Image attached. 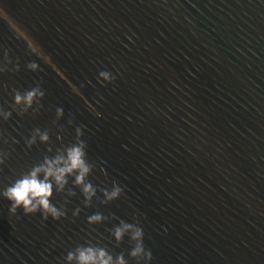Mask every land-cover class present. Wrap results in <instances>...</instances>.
Wrapping results in <instances>:
<instances>
[{
  "label": "water",
  "instance_id": "95a60500",
  "mask_svg": "<svg viewBox=\"0 0 264 264\" xmlns=\"http://www.w3.org/2000/svg\"><path fill=\"white\" fill-rule=\"evenodd\" d=\"M0 109V192L80 141L95 189L53 185L58 221L0 197V264H145L134 228L150 264H264V0H0Z\"/></svg>",
  "mask_w": 264,
  "mask_h": 264
},
{
  "label": "clouds",
  "instance_id": "9594fccd",
  "mask_svg": "<svg viewBox=\"0 0 264 264\" xmlns=\"http://www.w3.org/2000/svg\"><path fill=\"white\" fill-rule=\"evenodd\" d=\"M29 67H35V65H29ZM101 75L106 77L105 73H101ZM112 79L114 80L115 77ZM42 95L43 93L36 89L26 91L23 94L16 92L13 96V103L22 105L23 110L26 111L32 106L37 96ZM61 114L62 109H57V116ZM10 116V112L0 109V119L6 121ZM77 133L79 134V129H77ZM37 137L41 143H47L49 139L46 132L41 133L39 129H36L31 137L26 140L27 146L31 147L35 144ZM84 147V143L80 141L65 148L63 152L52 158L46 156L41 163L34 165L29 172L22 174L4 188L0 192V197L10 201L9 211L15 214L16 210L20 208L25 215L39 211L45 220L48 216H51L53 220H60L61 217L65 216V212L53 205L50 202V197L52 196L53 185H55L56 191H62L68 182V176L74 177L73 182L80 187L87 206L95 195V189L86 179L91 169L85 159ZM2 162L3 160L0 158V163ZM121 191L120 187H114L110 193L105 192L106 199L109 201L117 199ZM78 213L79 209L73 213V216ZM104 219L100 213H94L86 218L88 224L101 223ZM128 230H130V226L122 223L121 226L113 230L112 235L119 242ZM131 231V239L136 241V246L130 255L134 258L142 255L145 264H150L152 256L150 251H144L142 229L134 228ZM65 259L68 264H126L123 256H118L113 260V257L105 249L94 246L78 247L75 251L68 252Z\"/></svg>",
  "mask_w": 264,
  "mask_h": 264
}]
</instances>
